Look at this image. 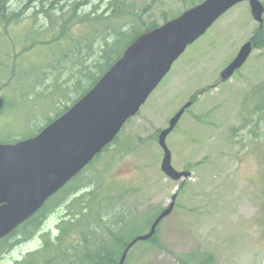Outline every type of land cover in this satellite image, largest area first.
I'll list each match as a JSON object with an SVG mask.
<instances>
[{"label":"rangeland","instance_id":"rangeland-1","mask_svg":"<svg viewBox=\"0 0 264 264\" xmlns=\"http://www.w3.org/2000/svg\"><path fill=\"white\" fill-rule=\"evenodd\" d=\"M201 1L205 0H126V9L142 19L136 25L144 30L177 18ZM112 2L92 0L79 16L93 11L111 15ZM41 6V0H11L10 11H23V19L13 26L0 25V96L9 104L0 115V143L36 135L37 127L70 105L87 84L84 66L94 70L104 47L103 39H96L95 49H87L82 38H89L92 30L81 20L72 22L68 39L60 45L27 41L34 30L49 26L44 14L35 16ZM56 31L58 37L59 26ZM259 31L247 2L219 19L175 62L117 141L77 179L73 185L77 191L59 194L51 202L39 231L12 238L0 252V264H23L47 241L59 239L68 262L70 248L83 244L84 236L97 242L106 240L110 230L121 233L124 224L118 222L124 216L130 224L125 229L128 237L146 234L152 225L146 220L154 222L174 196L175 208L160 224L157 241L139 242L127 264H182L194 256L208 258L211 264H264V45L254 48L230 80L221 79ZM53 38L45 35L47 41ZM61 52L68 56L61 58ZM58 58L62 63L54 64ZM56 81L67 90L66 98L49 95ZM191 101L194 104L167 137L173 167L191 173L188 179L175 181L161 169L165 152L159 137ZM96 192L100 195H95L94 212L100 211L102 217L90 209L83 212ZM82 196L87 199L79 202ZM101 199L104 211L98 210ZM78 257L76 264H82L83 256Z\"/></svg>","mask_w":264,"mask_h":264},{"label":"water","instance_id":"water-1","mask_svg":"<svg viewBox=\"0 0 264 264\" xmlns=\"http://www.w3.org/2000/svg\"><path fill=\"white\" fill-rule=\"evenodd\" d=\"M244 2L250 4L253 18L262 30L264 5L260 0H205L140 35L85 96L38 135L13 144L0 143V240L31 219L112 145L187 48L232 8ZM253 50L252 41L242 47L222 72V82L230 80L245 65ZM193 104L194 101L187 103L159 137L165 152L161 169L175 181L186 180L191 173L175 170L167 137ZM4 107L5 100L0 96V113ZM176 198L158 215L148 233L131 242L119 264H125L135 245L157 234L160 224L173 212Z\"/></svg>","mask_w":264,"mask_h":264},{"label":"trees","instance_id":"trees-1","mask_svg":"<svg viewBox=\"0 0 264 264\" xmlns=\"http://www.w3.org/2000/svg\"><path fill=\"white\" fill-rule=\"evenodd\" d=\"M92 0H41V11H37L35 13V16L37 17L38 14H44L45 17L49 20V26L46 27V29L38 31L34 30L32 34L29 36L27 41L34 42L36 44L41 45H60L64 41L68 39L69 32L68 27L72 24V22H78L79 23H88L90 25L91 36L89 35V38L83 39L82 41H87V49L88 50H94L96 43V39H103L104 47L100 48L101 53L99 56V59L95 61L94 64V70L88 71L87 66L85 67V71L83 73V76L87 79L86 86L82 87L79 91V95L71 101L70 105H64L55 115L54 118L50 117L46 120V125L48 126L52 122H54L56 119H58L60 116H62L64 113H66L72 106H74L83 96H85L101 79V77L122 57L125 50L128 48V46L134 42L140 35L152 31L160 25L157 24H151L149 26H146L144 30H138L137 29V23H141L142 19L137 18L136 14L134 12H130L127 9L126 0H113L111 3V6L115 8V11L113 14H97L95 11H93L90 14H84L83 17L79 16V11L86 5H89V3ZM202 2V1H201ZM199 2L198 4H200ZM66 3V4H65ZM11 0H0V25H8L13 26L16 24H19L21 20L23 19L24 12H11ZM127 8V9H126ZM57 12L60 14L59 17H57L54 12ZM56 16V17H55ZM122 18H126L123 22L121 21ZM165 22H168L166 19ZM57 26L60 27L61 32L58 37L55 36L56 28ZM105 26V27H104ZM102 27V28H101ZM104 27V28H103ZM129 29H126V28ZM50 34L54 35V38L52 40L45 39V35ZM112 39V40H111ZM81 40V39H80ZM80 40L77 39V42ZM95 42V43H93ZM82 42L78 43L81 44ZM252 43L254 48L260 45H264V30H260L259 33L252 38ZM66 48V47H65ZM71 49V48H70ZM81 49V48H80ZM72 50V49H71ZM71 50H66L65 52H69ZM57 53L56 51H54ZM62 53V52H61ZM61 58L63 56H68L67 53L63 55L61 54ZM55 55V54H54ZM56 56V55H55ZM61 58L55 59L53 62L54 64L56 62L62 63L60 60ZM96 63V64H95ZM57 66V65H55ZM82 82H79L78 85L80 86ZM83 85V84H82ZM64 85H62L59 81L54 82L52 85V90L50 91L51 97L55 96L56 94H62V97L60 99H64L67 96V90L64 89ZM47 98V96H46ZM5 100V109H8L9 104L4 97ZM48 100V98H47ZM2 111V112H3ZM0 113V115L2 114ZM37 127V134L38 135L44 128ZM36 133V132H35ZM34 133V134H35ZM32 134L31 137L36 136ZM119 136L116 138L114 143L117 141ZM11 142H7V144H13L16 143L17 140H10ZM113 143V144H114ZM111 146V145H110ZM109 146V147H110ZM109 147H107L104 152H107ZM103 152V153H104ZM101 155H99L95 160L99 159ZM94 160V161H95ZM93 161V162H94ZM92 164V163H91ZM91 164L89 166H91ZM89 166L87 168H89ZM87 168L82 171L76 178H74L69 184H67L61 191L58 192V194L54 195L51 199L47 201V203L43 206V208L36 213L31 219L26 221L23 225H21L14 233H12L10 236L0 240V252L8 245L9 241H11L12 238H14L16 235H21L24 237H27L31 233H36L41 228L44 219L46 218V211L48 210L51 202H54L59 194H63L65 192H69L73 194L77 191L78 187L76 185L73 187L77 179L87 170ZM70 189V190H69ZM68 193V194H69ZM67 194V193H66ZM92 199L90 200V203L86 204L85 209H83V212L90 209V213L92 214L95 210L94 203L97 200V197L95 195H100V192H96L91 194ZM87 196H82L81 198H78L77 200L79 202L86 201ZM86 198V199H85ZM102 202H104L103 199L97 201V204L100 206L98 210H103L105 208L101 207ZM108 208V207H107ZM82 212V214H83ZM96 213V211L94 212ZM99 216H98V215ZM96 216L102 217L100 215V211L96 213ZM94 217V216H93ZM152 218V217H151ZM128 216H124L123 219H120L118 224H124L123 228L121 229V233L112 232L110 230L109 237L105 238L106 240H97V242L91 240L84 236V242L81 245L74 246L70 248V261H66L65 256L68 255L65 254L61 249V242L62 239H59L58 242L54 241H47L45 243V247L43 250L30 254L25 262L23 264H62V261L67 262L68 264H76L79 260V255L83 256L82 264H119L120 259L123 255L124 248L128 242L133 240L134 236L140 235L141 233L137 235H133L132 237H128L127 233L125 232V229L128 224ZM84 221V220H83ZM152 221V219H151ZM149 220H146L145 224L151 225L153 224ZM81 221H78V225H81ZM74 225V223L72 224ZM76 225V224H75ZM73 228V226H72ZM72 228H69L67 230V233H64L63 235L68 234V232L71 231ZM157 241V234L148 242L155 243ZM59 254L61 255L62 259L59 258ZM130 259V256L128 257ZM212 260L209 261L208 258H198L194 256L192 259L188 261H183L182 264H211Z\"/></svg>","mask_w":264,"mask_h":264},{"label":"flooded vegetation","instance_id":"flooded-vegetation-1","mask_svg":"<svg viewBox=\"0 0 264 264\" xmlns=\"http://www.w3.org/2000/svg\"><path fill=\"white\" fill-rule=\"evenodd\" d=\"M57 194H58V193H57ZM133 240H134V239H133ZM133 240H131L130 242H128V244H126V246H125V248H124V251H125V249L131 244V242H132ZM135 246H136V245H135ZM135 246L131 249L129 255L134 251ZM124 251H123V252H124ZM127 261H128V259H127ZM127 261H126L125 264H127Z\"/></svg>","mask_w":264,"mask_h":264}]
</instances>
